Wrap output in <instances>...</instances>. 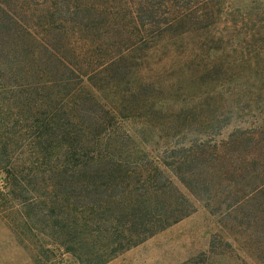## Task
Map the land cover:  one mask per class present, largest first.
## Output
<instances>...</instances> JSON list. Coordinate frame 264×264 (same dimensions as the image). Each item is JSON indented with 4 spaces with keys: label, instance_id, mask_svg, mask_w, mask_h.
I'll list each match as a JSON object with an SVG mask.
<instances>
[{
    "label": "trees",
    "instance_id": "1",
    "mask_svg": "<svg viewBox=\"0 0 264 264\" xmlns=\"http://www.w3.org/2000/svg\"><path fill=\"white\" fill-rule=\"evenodd\" d=\"M250 6L0 0V261L106 264L195 211L174 179L209 208L264 196Z\"/></svg>",
    "mask_w": 264,
    "mask_h": 264
},
{
    "label": "rangeland",
    "instance_id": "2",
    "mask_svg": "<svg viewBox=\"0 0 264 264\" xmlns=\"http://www.w3.org/2000/svg\"><path fill=\"white\" fill-rule=\"evenodd\" d=\"M252 2L264 4V0H230L233 7L247 9ZM238 126L243 127L231 122L223 136ZM174 183L195 211L106 264H264L263 195L260 200L258 197L233 206L222 203L215 209L189 195L176 179ZM246 193L245 187L238 191L239 196ZM2 256L0 264H33L28 255L14 248H6ZM51 260L52 264H77L69 255Z\"/></svg>",
    "mask_w": 264,
    "mask_h": 264
}]
</instances>
